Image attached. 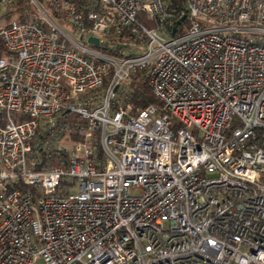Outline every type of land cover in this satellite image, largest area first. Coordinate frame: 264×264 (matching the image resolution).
<instances>
[{
	"label": "built area",
	"instance_id": "1",
	"mask_svg": "<svg viewBox=\"0 0 264 264\" xmlns=\"http://www.w3.org/2000/svg\"><path fill=\"white\" fill-rule=\"evenodd\" d=\"M7 12L0 264H264V0Z\"/></svg>",
	"mask_w": 264,
	"mask_h": 264
},
{
	"label": "trees",
	"instance_id": "2",
	"mask_svg": "<svg viewBox=\"0 0 264 264\" xmlns=\"http://www.w3.org/2000/svg\"><path fill=\"white\" fill-rule=\"evenodd\" d=\"M186 0H170L171 7L177 12V14L183 9ZM21 10V7H18ZM12 12H7L11 15ZM182 20V19H181ZM174 21V25L186 24V20ZM148 27L153 25V22L144 21ZM176 27V26H175ZM0 50H2V45L0 43ZM131 86L133 88V96L131 99V112L134 114L138 109L144 108L149 104H156V99L154 98L151 89L148 86L146 76L144 72H139L135 80L132 81Z\"/></svg>",
	"mask_w": 264,
	"mask_h": 264
},
{
	"label": "rangeland",
	"instance_id": "3",
	"mask_svg": "<svg viewBox=\"0 0 264 264\" xmlns=\"http://www.w3.org/2000/svg\"><path fill=\"white\" fill-rule=\"evenodd\" d=\"M11 16H12V13H11V15H10V14H7V15H6V13H3V14L0 16V25H2L3 23L7 22V21L11 18ZM76 191H77L76 188H74V189L72 190V192H76Z\"/></svg>",
	"mask_w": 264,
	"mask_h": 264
},
{
	"label": "water",
	"instance_id": "4",
	"mask_svg": "<svg viewBox=\"0 0 264 264\" xmlns=\"http://www.w3.org/2000/svg\"><path fill=\"white\" fill-rule=\"evenodd\" d=\"M175 30H176V27L173 28L172 33H174ZM89 41H90V42H93V43H95V44L97 43V39H96V38H93V37H90V38H89Z\"/></svg>",
	"mask_w": 264,
	"mask_h": 264
},
{
	"label": "bare ground",
	"instance_id": "5",
	"mask_svg": "<svg viewBox=\"0 0 264 264\" xmlns=\"http://www.w3.org/2000/svg\"><path fill=\"white\" fill-rule=\"evenodd\" d=\"M181 21V20H180Z\"/></svg>",
	"mask_w": 264,
	"mask_h": 264
}]
</instances>
